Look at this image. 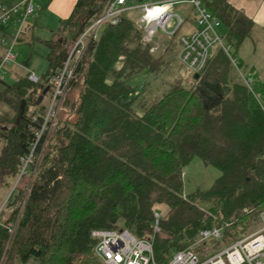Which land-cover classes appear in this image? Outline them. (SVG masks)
Masks as SVG:
<instances>
[{"label":"trees","instance_id":"16d2710c","mask_svg":"<svg viewBox=\"0 0 264 264\" xmlns=\"http://www.w3.org/2000/svg\"><path fill=\"white\" fill-rule=\"evenodd\" d=\"M202 2L237 52L251 20L226 0ZM104 3L77 0L42 41L47 70L37 83L29 71L0 82V264H95L94 229L153 236L154 261L164 263L175 250L195 246L201 253L202 229L216 227L235 240L264 210V83L249 89L241 79L229 80L230 60L217 47L198 76L188 71L147 102L142 93L149 79L168 61L149 51L129 12L104 26L87 49L65 98L67 111L37 153L30 182L17 184L1 206L33 138L36 89L47 90ZM176 48L174 35L165 51ZM144 71V82L130 85ZM196 155L221 175L209 190L184 194L182 169Z\"/></svg>","mask_w":264,"mask_h":264},{"label":"built area","instance_id":"2783aa9c","mask_svg":"<svg viewBox=\"0 0 264 264\" xmlns=\"http://www.w3.org/2000/svg\"><path fill=\"white\" fill-rule=\"evenodd\" d=\"M190 4L197 28L176 38L177 59L191 73H200L205 68L214 50L219 47L228 56L230 63L238 61L230 44L218 32L219 20L202 0H105L99 15L90 21L71 44L62 65L48 83L47 90L37 88L34 103L29 114L33 123V138L27 153L21 158L18 177L28 172L36 160L37 153H43L52 129L57 124L61 111H67L65 98L72 83L76 80L77 68L87 49L99 39L100 28L115 25L123 12L136 10L133 18L142 29V42L155 55L166 50V41L177 34L186 20L187 12L175 13L173 8ZM33 0H22L10 6L0 4V43L3 53L0 57V82L5 79L9 67L15 62V47L21 38L30 32L28 17L34 12ZM28 79L37 83L39 77L29 71ZM245 83L249 86V80ZM159 214H154V232L159 231ZM93 252L104 264H264V210L259 214V225L252 233L233 240L228 246L200 259L192 247L175 250L166 263H157L153 258V236L137 238L127 229H94ZM221 235L219 228L212 227L199 231L198 242Z\"/></svg>","mask_w":264,"mask_h":264},{"label":"rangeland","instance_id":"374dc122","mask_svg":"<svg viewBox=\"0 0 264 264\" xmlns=\"http://www.w3.org/2000/svg\"><path fill=\"white\" fill-rule=\"evenodd\" d=\"M173 11L175 13H180V14H182V11L187 12L186 20L182 24L180 29L177 31L175 38H177V36L180 34H188L197 28L194 22V17L192 14V7L190 4L177 5L173 8ZM137 14L138 12L134 10L131 12L130 17L135 18ZM222 28H223L222 25L220 27L217 26L218 31L220 30L222 31ZM102 30H103V27L100 28L98 32L99 36ZM167 44H168V41H166V46ZM15 51L18 52V55H17L18 57L14 63V66L10 74L7 75L6 77L7 81H12L16 77H19L25 73V69H23L24 67L22 65H23V62L27 58H29L27 70L33 71L38 77L41 76L47 70L46 55L48 53V49L44 44L38 43L33 46L32 45L29 46L26 43L21 44V45L17 44V46L15 47ZM176 51L178 52V48H176ZM176 51L175 50L174 52L164 51V53H162L165 61H168V64L162 67V70L159 72L157 76L153 75L149 79V86L142 93V97L145 98L147 102H151V100L153 99L152 96L158 97L165 90L170 88V86L176 80L178 79L185 80V78L188 76L186 68L182 64H180L179 60L177 59ZM242 71H243L242 73H244L246 70L242 68ZM146 77H147V72L145 71L141 72L140 74L130 79L129 83L133 87L140 86L144 82ZM228 79L229 80H239V79L242 80V77L234 69V67L231 66L229 69ZM74 95H75V92L73 96H70V98H73ZM28 172L29 173L23 175V178H21V180H19L20 177L15 179L14 188L16 187L17 184H18L17 187L24 188L25 185H27L30 182V175H29L30 168L28 169ZM220 175H221V171L216 166L211 165V164H205L197 155L193 156L190 159V161L182 169L183 192L184 194H191L197 190H200V191L209 190L213 186L215 181L220 177ZM9 191L7 192L9 193ZM3 204L4 203H2L1 206ZM258 225H259V217H258V222L256 224L247 226L244 229H239L235 237L240 238L242 236L252 233L254 230L257 229ZM233 240L234 238H231V237L226 238L224 237L223 234L218 237H209L205 241L202 242L203 251L201 253H197L196 251L195 252L199 255L200 259H204L210 256L211 254H213L214 252L219 251L223 249L224 247L228 246ZM93 255L95 257L94 259L96 262L95 264H102L101 260L95 256L94 252H93ZM166 262L167 261H165L164 263Z\"/></svg>","mask_w":264,"mask_h":264},{"label":"crops","instance_id":"0c3cea01","mask_svg":"<svg viewBox=\"0 0 264 264\" xmlns=\"http://www.w3.org/2000/svg\"><path fill=\"white\" fill-rule=\"evenodd\" d=\"M20 1L22 0H0V4L10 6ZM76 1L77 0H33L35 10L28 17V21L31 24V30L21 38L18 45L25 43L29 46L38 43L43 44L42 41L48 40L53 31L59 27L60 21L70 15ZM226 1L232 7L242 12L252 22L249 35L246 37L237 52H235L231 46L233 54L238 61V68L230 63L231 66L241 75L243 82L249 80V86L246 83L244 84L250 89L255 81L264 83V0ZM221 25L220 22L218 26L220 27ZM218 32L224 37L226 34V28L223 27L222 31L220 30ZM1 37L2 32L0 31V38ZM2 53L3 47L0 43V57ZM17 55L18 52L16 51V59L18 57ZM28 59L29 58H27L22 65L25 72H28ZM14 63L9 67L7 75L10 74ZM242 68L246 70L244 73H242ZM186 71L188 73L187 69ZM6 77L4 80H7ZM6 197L7 194L2 203L5 202Z\"/></svg>","mask_w":264,"mask_h":264},{"label":"water","instance_id":"95a60500","mask_svg":"<svg viewBox=\"0 0 264 264\" xmlns=\"http://www.w3.org/2000/svg\"><path fill=\"white\" fill-rule=\"evenodd\" d=\"M195 76H198V73H195ZM24 103H25V101L22 100V102H21V104H20V112H21V113L23 112ZM14 185H15V183H14L13 186L11 187L9 193L7 194V197L10 195L11 191L13 190ZM7 197H6V199H7ZM6 199H5V200H6Z\"/></svg>","mask_w":264,"mask_h":264}]
</instances>
